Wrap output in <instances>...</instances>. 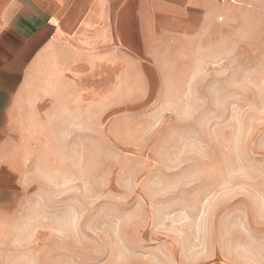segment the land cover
Instances as JSON below:
<instances>
[{"label":"rangeland","instance_id":"obj_1","mask_svg":"<svg viewBox=\"0 0 264 264\" xmlns=\"http://www.w3.org/2000/svg\"><path fill=\"white\" fill-rule=\"evenodd\" d=\"M219 1L158 94L26 111L0 264H264V0Z\"/></svg>","mask_w":264,"mask_h":264},{"label":"crops","instance_id":"obj_2","mask_svg":"<svg viewBox=\"0 0 264 264\" xmlns=\"http://www.w3.org/2000/svg\"><path fill=\"white\" fill-rule=\"evenodd\" d=\"M232 8L219 0H0V223L24 196L9 144L26 111L46 109L66 125L90 103L110 108L122 94H158L170 51Z\"/></svg>","mask_w":264,"mask_h":264}]
</instances>
